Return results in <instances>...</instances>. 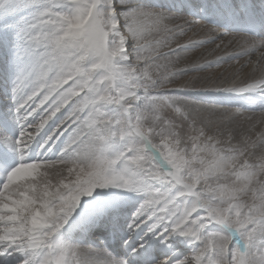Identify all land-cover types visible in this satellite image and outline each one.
<instances>
[{"label": "snow or ice", "instance_id": "1", "mask_svg": "<svg viewBox=\"0 0 264 264\" xmlns=\"http://www.w3.org/2000/svg\"><path fill=\"white\" fill-rule=\"evenodd\" d=\"M0 264H264V0H0Z\"/></svg>", "mask_w": 264, "mask_h": 264}, {"label": "rangeland", "instance_id": "2", "mask_svg": "<svg viewBox=\"0 0 264 264\" xmlns=\"http://www.w3.org/2000/svg\"><path fill=\"white\" fill-rule=\"evenodd\" d=\"M192 39H204V35L203 33L199 34V35H194L191 37ZM188 38H185L184 41L182 42H186ZM214 46L209 45L207 49H201L200 51L204 53V58L207 60H216L217 58H224V60L226 62H222L221 66L219 68H214L213 70H211L213 73L220 75L226 79H231L233 78L234 75H236L238 73V70L240 69V65L236 64L233 60L228 59V56L230 54H232L234 51H236V49L234 48H221L219 50L216 51H212V48ZM210 53V54H209ZM247 59L246 57L244 59L241 60V64L244 63V60ZM185 65H181V67H184ZM190 77L186 76L183 78V80L181 81L182 83L184 81L189 80ZM240 79H243V76H240ZM210 99H220L219 97H210ZM252 113L248 112L245 113V115H251ZM259 115V113H257V116Z\"/></svg>", "mask_w": 264, "mask_h": 264}]
</instances>
